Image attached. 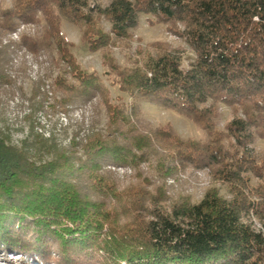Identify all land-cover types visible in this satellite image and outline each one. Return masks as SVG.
<instances>
[{
  "label": "trees",
  "instance_id": "16d2710c",
  "mask_svg": "<svg viewBox=\"0 0 264 264\" xmlns=\"http://www.w3.org/2000/svg\"><path fill=\"white\" fill-rule=\"evenodd\" d=\"M102 1L0 5V89L13 83L10 44L1 40L41 24L19 46L48 55L59 98L46 104L34 87L30 107L65 113L99 97L107 118L67 147L39 135L19 147L0 138V254L40 264H264V153L256 149L264 141V0ZM141 17L191 57L166 42L133 48ZM62 22L100 55L104 80L81 69ZM105 82L129 102H113ZM142 104L186 118L201 139L152 127ZM223 108L230 118L220 127ZM108 166L130 169L134 182L122 187ZM190 170L211 176L198 201L166 187Z\"/></svg>",
  "mask_w": 264,
  "mask_h": 264
},
{
  "label": "rangeland",
  "instance_id": "374dc122",
  "mask_svg": "<svg viewBox=\"0 0 264 264\" xmlns=\"http://www.w3.org/2000/svg\"><path fill=\"white\" fill-rule=\"evenodd\" d=\"M11 1L0 0V5L9 7ZM96 1L105 4L102 0ZM147 19L146 17L140 18L139 27L134 32L133 48L138 45L146 46L153 42H166L173 47H183L186 50V55L191 57L187 46L181 40L168 33L164 26L149 25ZM104 27L108 29L107 24H104ZM40 29L41 24H27L15 41L16 44H13L14 47L22 49V51L19 53H15L11 49L8 51L9 62L6 65L5 74L13 83L0 89V138H4L7 143L18 147L22 141L31 143L37 135L46 140H55L60 147L69 146L73 140L77 143L85 142L91 132L104 129L106 124V112L99 97L78 106H68L64 113L65 120L61 115H58V110L52 114L50 111L45 113V111H37L36 108L30 107L32 105L30 97L34 87H39L41 93L47 94L46 104L52 103V96L59 98L53 87L54 79L58 75V68L51 65L46 53L34 54L19 46L21 37L36 36L40 33ZM60 30L65 38L72 43V53L81 69L86 73L95 72L104 80L105 69L101 65L100 55L88 52L81 45L78 30L65 22H62ZM113 54L118 63L123 65L125 59L122 52L113 49ZM187 64L188 61L184 60L183 65L186 67ZM105 84L108 86L113 102L116 103L117 98L125 103L129 102V99L119 93L116 88L110 87L107 82ZM140 111L141 118L152 127L169 124L184 139H201L202 137L201 132L189 120L172 111L163 110L150 104H142ZM229 118V111L223 108L220 127ZM39 129L41 130L39 131ZM256 149L264 153V141H258ZM106 169L112 173L122 187H127L134 182L132 171L128 168L108 166ZM210 185L211 176L208 170L185 171L166 182L170 195H186L192 201L201 199ZM14 256L0 254V264H29L28 260L33 261L29 257Z\"/></svg>",
  "mask_w": 264,
  "mask_h": 264
},
{
  "label": "built area",
  "instance_id": "2783aa9c",
  "mask_svg": "<svg viewBox=\"0 0 264 264\" xmlns=\"http://www.w3.org/2000/svg\"><path fill=\"white\" fill-rule=\"evenodd\" d=\"M27 24H21L20 26H18V28L11 33L10 35H8L7 37H5L2 40V44L3 46H7L10 44V49L15 52V53H19L22 51V49H18L17 47H14L13 44H16L15 41L18 39L19 34L21 33V31L24 30V28H26ZM58 115H61L62 118H64V120L66 119L65 114L64 113H59ZM41 129H39L40 131ZM43 133V132H42ZM49 137V135H47Z\"/></svg>",
  "mask_w": 264,
  "mask_h": 264
}]
</instances>
